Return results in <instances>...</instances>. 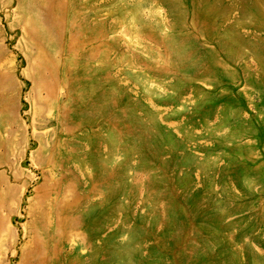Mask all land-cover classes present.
<instances>
[{"label":"rangeland","instance_id":"rangeland-1","mask_svg":"<svg viewBox=\"0 0 264 264\" xmlns=\"http://www.w3.org/2000/svg\"><path fill=\"white\" fill-rule=\"evenodd\" d=\"M0 264H264V0H0Z\"/></svg>","mask_w":264,"mask_h":264}]
</instances>
